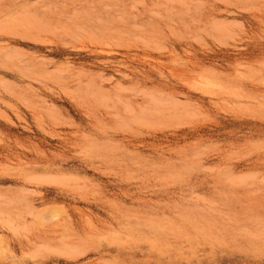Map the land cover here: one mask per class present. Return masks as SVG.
Masks as SVG:
<instances>
[{
    "label": "rangeland",
    "instance_id": "rangeland-1",
    "mask_svg": "<svg viewBox=\"0 0 264 264\" xmlns=\"http://www.w3.org/2000/svg\"><path fill=\"white\" fill-rule=\"evenodd\" d=\"M0 264H264V0H0Z\"/></svg>",
    "mask_w": 264,
    "mask_h": 264
}]
</instances>
